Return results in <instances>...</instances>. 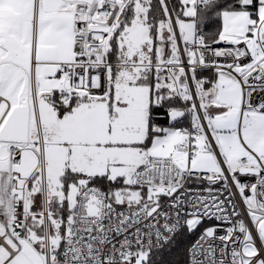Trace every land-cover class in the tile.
<instances>
[{
    "label": "snow or ice",
    "instance_id": "snow-or-ice-1",
    "mask_svg": "<svg viewBox=\"0 0 264 264\" xmlns=\"http://www.w3.org/2000/svg\"><path fill=\"white\" fill-rule=\"evenodd\" d=\"M0 264H264V0H0Z\"/></svg>",
    "mask_w": 264,
    "mask_h": 264
},
{
    "label": "trees",
    "instance_id": "trees-1",
    "mask_svg": "<svg viewBox=\"0 0 264 264\" xmlns=\"http://www.w3.org/2000/svg\"><path fill=\"white\" fill-rule=\"evenodd\" d=\"M209 29L212 28V25L210 24L209 26ZM187 124V120H185V125ZM206 225V224H205ZM204 225V226H205ZM203 227V226H202ZM199 233H195L191 236H187V235H182L179 240H178V243H177V246L176 248H173L171 250V252L165 250L161 255H162V258H163V261H167L171 256L175 255L179 250H183L189 243H191L192 241H194V239L196 238V236L198 235ZM181 255H182V258L184 260L187 259L186 257V253H183L181 252Z\"/></svg>",
    "mask_w": 264,
    "mask_h": 264
},
{
    "label": "built area",
    "instance_id": "built-area-1",
    "mask_svg": "<svg viewBox=\"0 0 264 264\" xmlns=\"http://www.w3.org/2000/svg\"><path fill=\"white\" fill-rule=\"evenodd\" d=\"M187 125V124H186ZM207 225V224H206ZM195 240V239H194Z\"/></svg>",
    "mask_w": 264,
    "mask_h": 264
},
{
    "label": "rangeland",
    "instance_id": "rangeland-1",
    "mask_svg": "<svg viewBox=\"0 0 264 264\" xmlns=\"http://www.w3.org/2000/svg\"><path fill=\"white\" fill-rule=\"evenodd\" d=\"M205 226H207V225H205Z\"/></svg>",
    "mask_w": 264,
    "mask_h": 264
}]
</instances>
